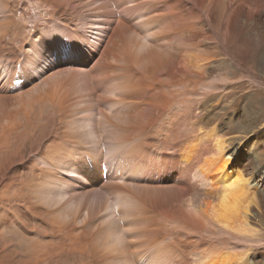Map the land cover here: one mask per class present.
I'll list each match as a JSON object with an SVG mask.
<instances>
[{
	"label": "rangeland",
	"instance_id": "obj_1",
	"mask_svg": "<svg viewBox=\"0 0 264 264\" xmlns=\"http://www.w3.org/2000/svg\"><path fill=\"white\" fill-rule=\"evenodd\" d=\"M147 1L145 18L127 10L132 0H0V264H189L193 251L225 243L264 264V75L256 66L264 62V0H247L260 21L241 17L242 28L227 39L229 0ZM193 4L198 12L223 7L200 49L185 38L179 47L172 24ZM130 39L138 47L125 45ZM190 54L214 66L226 60L239 72L214 68L203 83L187 72L174 91L196 83L183 98L194 101L190 108L149 103L157 78L143 79V93L127 92L144 69L185 68ZM197 129L210 135L200 143L204 153L222 139L228 168L248 180L247 190L239 184L236 191L250 201L247 233L199 228L183 211L193 186L176 148Z\"/></svg>",
	"mask_w": 264,
	"mask_h": 264
},
{
	"label": "bare ground",
	"instance_id": "obj_2",
	"mask_svg": "<svg viewBox=\"0 0 264 264\" xmlns=\"http://www.w3.org/2000/svg\"><path fill=\"white\" fill-rule=\"evenodd\" d=\"M152 1H150L151 4H152ZM187 1L189 2V0H187ZM229 1L231 3V5H230L231 8H230V10L228 12H225V16H224L225 17V24H227L226 29L224 31L226 39H227V36H226L227 34L226 33L229 32L231 29L234 30L233 34H235V32L237 30L239 31L242 28V25L240 23L241 17H244V19L246 20L248 18V16H249V17H251V19H255L256 20V18H257V20L260 21V17H257V15H255L254 13H251L249 11L248 6H247V0H229ZM229 1H228V4H230ZM220 3H222V1ZM134 4H135V2H133V0H132L131 3H128L127 4L128 7L131 6V5H133V6H131L127 10L131 11V12H140V10H142L143 12H145L144 16L146 18V15L148 14V10H149L148 1L147 0H138L137 1V5L138 6H136ZM154 4L155 3H153V5ZM153 5H152V7H153ZM188 7H189V5H188ZM196 7H197V5L193 4L192 7H190L191 9L189 8L190 10H188L187 12H185V13L177 12V14L174 15L175 17H173V23L172 24L175 25L174 29H176V27H177V29H176L177 30L176 31V36H177L176 39L177 40L176 41L179 43L178 44L179 47H180L181 44H183V42L180 44V41H178V40H183L185 38L187 40H191V41H194L195 43H198L197 44V48L200 49L199 40H201V38H204V37L209 38L210 36L212 38V35H210V34H213V33H211L212 31L210 32V30H211L210 28L212 26L211 23L216 21L215 17L221 15V12L223 10V7L221 5H219L217 7V11L212 9L211 7H207L204 10L202 9V12H204L205 15L210 17V18H205L204 15L202 14V12H198V8L196 9ZM169 14L172 15L171 12ZM144 16H143V14L140 15L141 21L143 20ZM138 17H139V15H138ZM151 17H152L153 21H154V19H155V21H157L159 19L160 20L162 19V18L154 17V15H151ZM160 17H162V16H160ZM168 18H172V17L169 16ZM168 18H165L164 20H170ZM101 19H103V18H101ZM148 19H150V18H148ZM138 20L139 19H137V21ZM206 20L209 23L208 25L205 23ZM249 20H250V18H249ZM141 21H138V22L141 23L140 25H143L144 27L148 26V28H149V22L147 21V19L143 20L142 22ZM96 22H98V21H96ZM96 24H98V23H96ZM154 24H156V23H154ZM167 24H169V23H167ZM221 24H222V22H221ZM159 27H160V25H159ZM102 28H104V27H102ZM167 28H168V25H167V27L165 29H167ZM156 31L157 32H156V34H154V36H156L157 34H162L164 32L162 29H161V32L163 31L162 33L160 31H158V30H156ZM93 32L98 33L95 30ZM159 36L160 35H158V37ZM93 37H96V36H93ZM132 40L131 39L129 41L126 40L125 41V45H127V46H129V45L130 46H134L135 45V47H138L137 46V41L134 39L135 40V43H134V42H132ZM173 41H175L174 38H173ZM173 41H170V42H172V44L170 43L171 45L174 44ZM231 41H233V40H231ZM235 41H236V39H235ZM95 43H96V40H95ZM132 44H134V45H132ZM202 44H204V43H202ZM228 44H230V43L226 42L225 45H228ZM163 45H167V44H163ZM163 45H161V44L159 45L160 46L159 50L164 49V48L170 49L169 47H171V46H163ZM117 47H118V45H117ZM179 47L176 44V45H173L171 47V49H173V48L178 49ZM120 49H121V47H120ZM122 51H120L121 52L120 54H122ZM135 54H136V52H135ZM160 56H157L158 57L157 59H159L158 61H163V59H160ZM163 58H164V56H163ZM191 59H192V61H194L193 60V56L191 57ZM137 60H138V58H137ZM167 60H169V58ZM133 62H135V61H133ZM214 63H215L214 59H211V58H208V57L205 56V57H201L200 59L197 58L196 61H194V62L190 61V62L186 63V65H184L185 68H183V67L178 68L181 65H179L177 67L176 65H174L175 63H172V62H169V64L168 63L167 64H164V63L158 64L156 66L157 69L155 67H153V68L150 67V68L144 69V77L143 78H138L137 80H135L133 82V85H132L133 88H129L127 90V92H129L130 90H133L132 92L134 94L143 93L144 92V87H146V85L143 84V82H144L143 79L146 78L148 80H150V79L154 80V79L157 78V82L155 83L157 85V87L156 86L154 87L156 92H155V94L153 93L152 98L149 97V99H148L149 103H152V101H153V103L158 105L160 108L166 107V108L169 109V111H172V109H170L172 107L171 104L173 102H175V101H177V102L181 101L182 106L183 105H185V106L188 105L187 107L190 108V104H192L194 101H192L188 97L189 98L188 101H190L192 103H189V102L188 103L187 102L184 103L183 98L186 101L187 100L186 97H185L186 94L188 96L190 94L192 95L193 88H194V85L196 83L194 84V83H192L193 81H190L191 82L190 84H193V87L191 88L192 91H190V89L189 90L182 89L181 91H178V90L174 91V86H178L179 87L180 84L183 83L184 79L189 80L187 78L188 76L186 77V74H189V73L194 74L195 75L194 78H196V81L197 82L200 81V83H203V81L205 79L204 75L206 77L205 73L212 72L211 70H213L214 68H216V69L218 68L219 70H222L223 74H227V75L229 73H237V72H239L238 70H235V68H234L235 65L234 64H232L230 62H227L226 60H221L220 63L218 65H216V66H214ZM258 64H259V66L258 65H256V66L260 69L261 74L264 75V62L259 61ZM163 65H165L164 68L160 69V67L162 68ZM166 66H170L171 69L170 70H165ZM241 66H242V64H241ZM256 66H251V67H253V71H257ZM187 72H189V73H187ZM124 82H125V80H124ZM120 83H122V82H120ZM203 86L207 87L205 85H203ZM151 87H153V85ZM182 88H183V86H182ZM213 89L214 88L211 87V89H210L211 92H212ZM160 92H161V94H159ZM194 94L198 95L197 91H195ZM122 99H126V98L123 97ZM192 106H194V105H192ZM177 107H176V109H177ZM187 107H185V110H186L185 114L186 113L188 114V112H189ZM172 108L174 109V107H172ZM180 110L178 112L179 114H180ZM177 114L175 112H172L171 113V118L174 117L173 115H177ZM195 116L197 117V115H195ZM182 120H183V118H182ZM192 120H194V119L190 120V124H189L190 126L188 128L189 130H193V127H194L193 126V122H195V121H192ZM185 121H187V118H185ZM149 122L152 124L151 120H149ZM177 125H180V123H178ZM177 125H176V127H177ZM183 125L184 124L181 122V126H183ZM184 127H186V126H184ZM197 130H196V133L194 135H192L190 138L187 137V136L186 137L184 136L185 137L183 139L184 141H181L180 145L176 148L177 149L176 152H177V156H178L179 165L185 167L186 170L190 171L188 180L192 182V186H193L189 196L181 204L183 206V208H184L183 211H184V213H186V214H188L190 216V218L193 220V223H195L197 226H199V228L201 227L202 229H206V230H207V227H209V228L211 227V228H214V229L216 228V229H218V232H219V230H221L220 232L226 233V234H230V231H232V230L240 231V232H237V233H240V234H242L241 231H245V233H247L246 232V228H247V226H246V224H247L246 223L247 222L246 218H247V212L249 211L248 207H249L250 201L246 202L247 201V196L244 195V194H247L246 190L248 188L247 187L248 186V180H246V178L244 180H242V178H243L242 176H241L242 178L238 177L237 175L232 173L231 170L228 168L229 165H230V161L232 160V155L229 154V153H226V145H225L226 143L222 139H219V140L217 139L215 144L213 143L215 145V150L214 151L209 152V153H204L205 148L200 143L203 142L204 140H206V144H208L209 143V138L207 139L205 137L206 136H210V135H207L205 132H204V134H202V132L200 130H198V131ZM182 131H183V128L180 129L178 132L174 133L175 134L174 138L171 139V141H169V143L171 144L174 141H177L176 139L179 137V135L182 134ZM169 137H168V139H169ZM168 139L166 140V142H168ZM172 146H174V145H172ZM213 148H214V146H213ZM171 151H173L172 148H171ZM68 176H70V175H68ZM239 184H241V185L244 184V186L246 187V190H245L246 193H244V191H242V194L244 193L243 195L241 193L240 194H236L238 186L241 187ZM200 187H202V188H200ZM204 188H207L206 191L202 190ZM244 188H243V190H244ZM207 190H209V191H207ZM240 190H241V188H240ZM248 194H249V192H248ZM248 197H249V195H248ZM250 197H252V195ZM179 206H180V204H179ZM235 227H236V229H234ZM248 228H250V227H248ZM194 229H196V228H194ZM198 230H200V229H198ZM205 233H206V231H205ZM252 234H254V233H252ZM224 241L225 240H223V242ZM198 249L200 250V248H198ZM191 250H192V248H191ZM195 251H193L190 254L192 257L190 256L191 260H190L189 264H253L247 258L245 252H241L240 253V252L233 251V250H231V249H229L227 247L226 243L223 244V245L217 246V247L212 245V247H210L209 249H202V250L197 251V252H195ZM138 252H140V249H139ZM144 254L145 253L141 252L140 254L137 255V257L138 256L142 257ZM150 260H152V258ZM157 260H159V259H157ZM157 260H156V262H157ZM182 260H183V258H182ZM183 261H182V263H183ZM149 263L153 264L152 262H149ZM156 264H161V263L157 262Z\"/></svg>",
	"mask_w": 264,
	"mask_h": 264
}]
</instances>
